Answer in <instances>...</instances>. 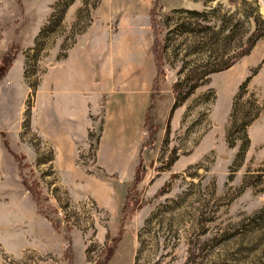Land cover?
Listing matches in <instances>:
<instances>
[{
  "label": "rangeland",
  "instance_id": "374dc122",
  "mask_svg": "<svg viewBox=\"0 0 264 264\" xmlns=\"http://www.w3.org/2000/svg\"><path fill=\"white\" fill-rule=\"evenodd\" d=\"M154 1L0 0V264H264V0H158L148 129Z\"/></svg>",
  "mask_w": 264,
  "mask_h": 264
},
{
  "label": "trees",
  "instance_id": "16d2710c",
  "mask_svg": "<svg viewBox=\"0 0 264 264\" xmlns=\"http://www.w3.org/2000/svg\"><path fill=\"white\" fill-rule=\"evenodd\" d=\"M159 8V2L158 0H155L153 3V7L150 10V25L152 28V34H153V41H152V53L154 56V64L156 67V76L152 82V88H151V93H150V105L148 107V110L146 112L145 115V125L148 127L151 126V122H150V110L153 107V99L156 96L155 91H157V82H158V78L159 75L162 71V65H161V60H162V52L164 49V46L160 43L158 36H157V20H156V15L157 12L156 10ZM256 27L255 29L249 34L247 40H246V44L245 46L239 51V53H237L236 58L234 57L230 62L225 63L223 65H221L220 67L217 68H213L210 69L209 72H214V71H219V70H223V69H227L229 68L237 58L247 54L252 47L254 46V44L256 43V41L258 39H260L261 37L264 36V17L260 20V21H256ZM12 58H9L8 55H5L4 58V66L9 67L10 62H11ZM201 82V80L199 81ZM197 87V83H193L192 85H190L188 87V89L186 90L185 93H183L182 97L180 98L179 102H183L186 97L192 93V91ZM176 103H174L173 108L175 107ZM173 157L170 158V160L167 162V166H170L171 161H172ZM143 170V162L140 160L139 164L136 166L135 169V174L133 177V180L131 182V184L126 188V193H125V197L123 198L120 210H119V215H120V222H123L124 219V215L127 213V211H129L132 208L133 205V201L129 200L128 195L130 193H133V190H135L138 187L139 182L142 180V174L141 171ZM34 200L36 202V204L38 205V208L40 210L41 213H45V211L43 210V207L40 205L39 203V197L37 195H34ZM112 253H110L109 255H107L106 259L111 258Z\"/></svg>",
  "mask_w": 264,
  "mask_h": 264
},
{
  "label": "crops",
  "instance_id": "0c3cea01",
  "mask_svg": "<svg viewBox=\"0 0 264 264\" xmlns=\"http://www.w3.org/2000/svg\"><path fill=\"white\" fill-rule=\"evenodd\" d=\"M247 56H248V53L239 57V59L237 61H235L229 68H227V71H228L227 84H228L229 89L231 91H233V93L236 92V90L241 86V84L248 79L247 73H248V69H249L251 63L248 59H246ZM257 82H259L258 79L254 80V83H257ZM151 88H152V83H151ZM151 88H150V91L148 94V99L146 100L145 105L143 106V110H142L143 111V123H144V125H145V115H146V112H147L148 107L150 105ZM153 106H155V97L153 99ZM181 114H182L181 108H180V110H178V113L175 109L172 116L170 117L169 124L171 125L172 120H174V125L178 124L180 121ZM150 122H151V119H150ZM135 143H136V147L134 150V158H133L134 163H133V172L131 174V179L127 182H124V183L123 182L122 183H120V182L114 183V188L117 189L118 192L122 188L123 185H124V188L126 189L131 184L133 177H134V174H135L136 166L139 164L140 160L144 163V150L146 147V145H145L146 141H144L142 138L141 139L136 138ZM148 146L151 147V144H148ZM144 168H145V166H143V169ZM142 179H143V177H142ZM122 201L119 202V204L117 205V208H116L117 215L119 214V210H120ZM111 258H112V256H111Z\"/></svg>",
  "mask_w": 264,
  "mask_h": 264
}]
</instances>
